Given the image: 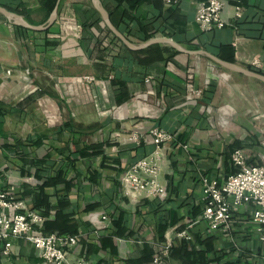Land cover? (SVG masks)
Returning <instances> with one entry per match:
<instances>
[{"label": "crops", "instance_id": "0c3cea01", "mask_svg": "<svg viewBox=\"0 0 264 264\" xmlns=\"http://www.w3.org/2000/svg\"><path fill=\"white\" fill-rule=\"evenodd\" d=\"M0 1L40 6L39 0ZM100 1L114 26L136 44L145 33L147 39L177 38L186 48L191 41L264 73V0H223L227 24L207 31L195 20L199 0ZM37 12L39 20L43 13ZM112 36L91 0H60L54 24L43 31L0 18V187L44 215L43 232L80 234L69 262L84 257L100 264H152L160 239L175 240L176 230L199 218L201 174L223 178L232 170L235 148L249 163L264 164V81L180 51L137 64L129 51L137 49ZM24 66L39 73L33 83L42 91L38 97L22 95L28 85L16 72ZM81 99L95 109L109 107L110 114L101 121L96 112L83 115L87 123L80 124L67 106ZM33 103L39 117L27 112ZM155 126L172 134L161 148L158 177L167 194L132 198L122 174L153 150ZM75 141L80 147L100 144L102 151L81 156ZM57 171L63 175L56 177ZM247 217L236 213L232 229L213 236L211 249L221 263L264 264V243ZM204 229L198 221L192 232L200 239ZM10 243L5 252L0 240V264H50L31 242ZM175 243L169 263L183 264L176 258L187 250Z\"/></svg>", "mask_w": 264, "mask_h": 264}, {"label": "built area", "instance_id": "2783aa9c", "mask_svg": "<svg viewBox=\"0 0 264 264\" xmlns=\"http://www.w3.org/2000/svg\"><path fill=\"white\" fill-rule=\"evenodd\" d=\"M176 3L178 0H164ZM235 17L241 15L239 5L235 7ZM223 0H199L195 20L202 30L220 28L227 24L222 16ZM255 67L260 65L253 59ZM93 80L91 76H84ZM194 93H200L196 89ZM153 150L131 162L122 174L126 195L137 197H165L166 186L159 182L161 168V148L172 138V134L160 127L150 129ZM232 170L223 178L200 175L202 192L200 196L201 213L198 219L189 220L175 231L176 239H191L192 229L198 221L205 222L204 237L229 232L235 225V214L245 212L253 226L257 239L264 243V164L249 163L240 148L231 152ZM44 217L36 210L26 206L22 199L16 198L0 187V240L4 242V251L10 247V239H25L35 245L39 255L50 264H100L78 257L69 262L70 248L78 241L80 234H60L43 232L41 225ZM172 240L161 241L153 253L152 264H166ZM264 258V256H263Z\"/></svg>", "mask_w": 264, "mask_h": 264}, {"label": "trees", "instance_id": "16d2710c", "mask_svg": "<svg viewBox=\"0 0 264 264\" xmlns=\"http://www.w3.org/2000/svg\"><path fill=\"white\" fill-rule=\"evenodd\" d=\"M55 2H56V0H39V4H40L39 8L38 9H31V10L27 9L25 6H23L22 3L14 2V1H4V2L0 1V5H3L6 8L21 14L28 22L33 23V24H38V23H41L42 21H44V19L46 17H48L49 13L51 12L52 8L55 5ZM37 11H39V12L41 11L43 13L39 20H36L35 14H33ZM39 12H37L36 14H39ZM124 34L127 35V33H124ZM148 37H149V34L145 33V36L142 37L141 39L146 40ZM112 39H113V41H119L115 36H112ZM174 40H176L177 42L183 43V41H181L177 38ZM186 46L190 49L198 48V46L195 44V42H191V41L186 43ZM129 51H130L131 58L137 64H145V63H150V62L156 61V60L168 59V58L172 57L174 54H176L177 52H179L174 47L169 46V45H165L162 43H152V44H150L144 48L137 49V50H129ZM225 59H227L229 61L234 60L233 56H228ZM25 100H29L28 96L26 97ZM76 145H77L76 151L81 156H84V157L85 156L89 157L90 155H92L94 153H100L102 151L100 144H90V145H87L84 147H82V146L80 147V145L76 142ZM62 175H63L62 171H57L55 174L56 177H60ZM65 183H66V185L68 184L67 182H65ZM57 233L75 234L72 232H61V231H58ZM192 236L194 237L193 233H192ZM210 238H211V236L201 237L200 239L198 238L199 242L204 243L202 250H200L199 252H193V251H191V252L185 251L184 252L183 251L182 256L186 255L191 260L190 261L191 264H195L196 261H200L201 263L206 262V259L208 257V251L212 247V243H211L212 240H210ZM178 241L181 242L182 240L181 241L178 240ZM183 242H184V240H183ZM180 250H182L181 246H180ZM221 264H223V263H221ZM229 264H238V263H237V260L235 259L233 262H230Z\"/></svg>", "mask_w": 264, "mask_h": 264}, {"label": "water", "instance_id": "95a60500", "mask_svg": "<svg viewBox=\"0 0 264 264\" xmlns=\"http://www.w3.org/2000/svg\"><path fill=\"white\" fill-rule=\"evenodd\" d=\"M60 0H56L54 7L52 8L51 12L49 13L46 20L40 24H33L28 22L21 14L10 10L6 8L3 5H0V15H2L6 20H8L10 23L26 27L31 30L35 31H43L51 27L57 16V8ZM91 3L93 7L98 11L99 15L101 16V19L103 23L106 25V27L113 33L114 36H116L125 46L131 49H141L144 48L152 43H165L169 44L170 46L174 47L176 50L180 52H184L186 54H197V55H204L211 61H213L215 64L226 68L228 70L238 72L241 74H244L246 76L257 78L258 80L264 81V73L260 72L258 70L241 66L235 62L225 60L217 56L216 54L204 49V48H196V49H189L184 46H182L177 41L173 40L169 37H154L147 39L141 43H134L130 41L120 30H118L114 24L111 22L109 14L107 10L104 8L103 4L100 0H91ZM2 78H0L1 82Z\"/></svg>", "mask_w": 264, "mask_h": 264}, {"label": "rangeland", "instance_id": "374dc122", "mask_svg": "<svg viewBox=\"0 0 264 264\" xmlns=\"http://www.w3.org/2000/svg\"><path fill=\"white\" fill-rule=\"evenodd\" d=\"M177 3V2H176ZM175 4V3H174ZM109 8H111L110 5H108ZM0 18H2V15H0ZM4 18V17H3ZM137 42H143V40L141 39H138L136 40ZM162 44H165V43H162ZM165 45H169V44H165ZM170 46V45H169ZM186 46V45H185ZM28 69V68H27ZM7 73H11L10 70H7ZM16 74H19L22 76V79L20 80H26V84L28 85L27 86V91H25L22 95H30V96H35V97H38L42 94V91L41 89H39V87H34L33 83H34V79H39V73L37 74V72H31L30 69L26 70L25 69V66L21 69V72H16ZM250 81H247V83L249 84ZM248 84L246 85L247 88H248ZM257 88V86H250L251 90H254V88ZM258 91V89H257ZM234 93V91H233ZM64 97H67V99L70 97L69 95H65ZM25 100V99H24ZM71 100V99H70ZM19 106V105H18ZM109 107H104V108H98V109H95L94 105L92 103H89L87 101H82L81 99V102H75L74 104L72 103L70 106H67V110L69 111H74L76 114H75V117H76V120H79L78 122H81L80 124H86L87 122L84 121V116L83 115H88L90 116V114L96 112V119L98 121H101L100 119L104 118V116L106 115H109V111L108 110ZM39 108L37 107V104L33 103L31 104V106H29L27 108V112L31 111V114L36 117V116H40V112H39ZM102 112L100 115L99 112ZM105 112V113H104ZM82 113V114H81ZM37 117V118H38ZM163 241V244L166 243L168 241V239H160ZM178 240H182L179 244V246H181L182 248L186 249L187 251L191 252H199L200 250H202L203 246H204V243L202 242H199L197 238H195V236L191 239H188V240H185V239H178ZM177 239L175 240H172L171 242V245L169 247V250L167 252V255L164 257V260L166 262V264H170V258L171 257H174V254H175V242L178 241ZM184 240V242H183ZM210 240H213V236H211ZM176 257V256H175ZM153 259V256L151 258V261ZM176 260H182L183 261V264H191L190 263V259L184 255V256H181V255H178ZM195 262V261H194ZM195 264H221L220 262V256L218 255L217 251L215 250H212L210 249L208 251V257L206 259V262H203L201 263L200 261H196Z\"/></svg>", "mask_w": 264, "mask_h": 264}]
</instances>
